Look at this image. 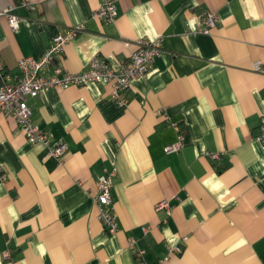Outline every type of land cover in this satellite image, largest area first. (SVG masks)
Returning a JSON list of instances; mask_svg holds the SVG:
<instances>
[{
	"label": "crops",
	"instance_id": "crops-1",
	"mask_svg": "<svg viewBox=\"0 0 264 264\" xmlns=\"http://www.w3.org/2000/svg\"><path fill=\"white\" fill-rule=\"evenodd\" d=\"M25 1L36 11L0 0L22 18L13 32L0 17L13 76L80 26L53 68L81 73L96 57L118 68L140 40H160L162 53L123 108L101 84L28 100L33 122L67 144L60 163L0 114V264H140L137 250L147 264H264V0H118L114 22L96 17L101 0ZM207 13L217 27L194 35L187 23ZM180 135L182 150L166 155ZM113 172L116 234L95 203L99 177Z\"/></svg>",
	"mask_w": 264,
	"mask_h": 264
},
{
	"label": "built area",
	"instance_id": "built-area-1",
	"mask_svg": "<svg viewBox=\"0 0 264 264\" xmlns=\"http://www.w3.org/2000/svg\"><path fill=\"white\" fill-rule=\"evenodd\" d=\"M118 0H101L100 7L95 15L101 21L114 22L117 18ZM23 6L31 12L36 7L23 0ZM14 7L0 12V17H5L13 32L20 28L22 18L13 13ZM198 25L192 28L187 23L188 29L194 35H209L218 25L219 17L215 13L199 14L196 17ZM84 27L69 28L57 35L42 57H25L18 63L19 74L11 75L0 59V114L4 113L14 117L17 126L24 133L31 145H41L47 149L45 159L53 158L62 162L68 147L63 139L52 142L49 133L36 125L32 119V109L28 103L29 99L37 98L42 92L54 90L62 91L70 87L85 86L88 84H101L111 87V95L121 108L125 107L126 94L131 90L136 79L150 75L155 70V61L162 53V42L160 40H140L137 49L129 60L118 68L112 67L107 61L96 57L92 61L88 71L71 74L64 73L61 68H53L56 58L65 53L66 47L80 34ZM50 71H52L51 74ZM256 71L264 73L260 65H256ZM176 131L181 132L178 124H172ZM257 140L264 151V123L260 126V135ZM184 136L180 135L176 143L165 147L166 155L179 153L183 147ZM221 154L209 153V157L218 160ZM113 173H105L97 181L98 194L96 206L99 211V218L104 228L110 234L118 232L117 218L113 210L112 186ZM8 180L5 167L0 164V182ZM169 208L167 202L160 203L159 207ZM135 242L131 243L132 250H135ZM136 256L141 259L140 264H147L143 257L145 252L137 250Z\"/></svg>",
	"mask_w": 264,
	"mask_h": 264
}]
</instances>
